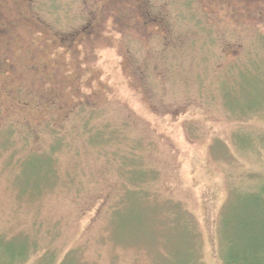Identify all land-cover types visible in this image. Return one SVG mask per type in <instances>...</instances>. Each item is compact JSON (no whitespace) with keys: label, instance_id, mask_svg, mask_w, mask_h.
Returning a JSON list of instances; mask_svg holds the SVG:
<instances>
[{"label":"rangeland","instance_id":"374dc122","mask_svg":"<svg viewBox=\"0 0 264 264\" xmlns=\"http://www.w3.org/2000/svg\"><path fill=\"white\" fill-rule=\"evenodd\" d=\"M263 63L264 0H0V242L29 244L13 264H218L226 194L264 176ZM133 163L130 227L110 210Z\"/></svg>","mask_w":264,"mask_h":264},{"label":"trees","instance_id":"16d2710c","mask_svg":"<svg viewBox=\"0 0 264 264\" xmlns=\"http://www.w3.org/2000/svg\"><path fill=\"white\" fill-rule=\"evenodd\" d=\"M254 65L258 67L259 64L256 62ZM95 108L97 107H92L90 110L92 111ZM255 109H257V104L254 109L243 111L249 112ZM91 111L86 115L91 117L93 115ZM96 133L93 134L92 140L100 134L96 135ZM8 146L13 145L9 141L2 144V147ZM21 158L16 161H20ZM133 164L125 168L124 171L133 173L138 181L134 182L136 183L134 190H129V187L125 189L126 194L121 198L125 209L119 210L120 208L117 206L118 209L113 207L110 210V215L118 214L121 219L120 225L128 224L130 227H135L138 223H141L145 208L143 204L145 198H147L145 196L144 181L142 180L148 177L146 175L147 169H143L135 163ZM119 211L123 213H119ZM215 244L216 249H218V264H264V176L254 186L246 188L240 186L229 189L220 211ZM28 248V243L20 246H15V244L3 246L0 242V264L19 262L26 256ZM192 257L194 258L193 255ZM63 259L64 257L56 264H62ZM192 260L187 257L179 261L180 264H190Z\"/></svg>","mask_w":264,"mask_h":264}]
</instances>
